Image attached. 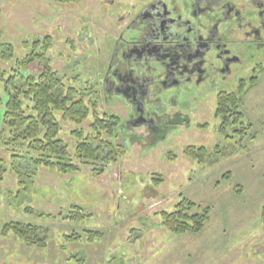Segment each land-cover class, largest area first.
<instances>
[{
    "label": "rangeland",
    "instance_id": "1",
    "mask_svg": "<svg viewBox=\"0 0 264 264\" xmlns=\"http://www.w3.org/2000/svg\"><path fill=\"white\" fill-rule=\"evenodd\" d=\"M137 2L0 0L3 54L7 44L12 47L11 55L0 59V68L5 77L13 69L37 76L43 68L39 59L26 66L18 61L34 41L41 44L48 37L50 47L43 55L64 83L76 89L92 87L98 93L93 95L96 113L123 119L124 105L109 103L100 83L119 33L118 19ZM36 51H42L41 46ZM245 84L240 110L252 128L243 138L232 129L227 130L230 140L218 131L217 95L212 93L191 105L190 128L180 127L165 140L145 145L117 131L115 141L126 151L105 164L99 175L92 169L102 162L81 164L80 171L65 174L42 167L19 183L11 169L12 151L0 150L6 167L0 183V228L14 221L49 231L44 247L0 233V264H264V61L248 69ZM238 91L235 84L229 92ZM5 102L0 81V125ZM90 121L88 117L82 123L84 132ZM74 127L64 121L60 132L70 152ZM252 133L255 137L250 138ZM189 145L205 147L208 160L198 163L184 155ZM183 198L198 206L194 211L210 208L200 232L177 234L162 225V212L174 211ZM76 212L84 216L66 218Z\"/></svg>",
    "mask_w": 264,
    "mask_h": 264
},
{
    "label": "flooded vegetation",
    "instance_id": "2",
    "mask_svg": "<svg viewBox=\"0 0 264 264\" xmlns=\"http://www.w3.org/2000/svg\"><path fill=\"white\" fill-rule=\"evenodd\" d=\"M118 20L100 84L129 141L188 130L191 105L264 61V0H138Z\"/></svg>",
    "mask_w": 264,
    "mask_h": 264
},
{
    "label": "trees",
    "instance_id": "3",
    "mask_svg": "<svg viewBox=\"0 0 264 264\" xmlns=\"http://www.w3.org/2000/svg\"><path fill=\"white\" fill-rule=\"evenodd\" d=\"M32 46V50L18 61V65L26 66L35 58L39 59L43 68L37 76H23L13 69V73L5 77V72L0 68V81L3 82L6 94L3 121L0 125V150L12 151L11 169L19 183H23V177H29L30 171L42 167L65 174L80 171L81 164L102 162L101 167L92 170L94 174L103 173L105 164L117 161L126 151L125 147L115 141L119 117L107 113L100 116L96 113L97 99L93 97L96 93L92 87L76 89L64 83L43 55L44 50L50 47L48 37L41 44L34 41ZM38 46H41L42 51H36ZM4 49L5 54L0 46V59L12 53L10 44ZM254 84L253 80L248 87L251 88ZM245 86L244 83L238 87V92H221L216 97L214 116L220 120L218 131L229 140L231 137L227 133L228 129L243 138L252 128L251 123L244 121L240 110L242 98L247 92ZM88 117H91V121L88 130L84 132L82 123ZM64 121L75 126L69 132L76 139L72 152L67 140L60 136ZM253 137L255 135L252 133L250 138ZM183 153L198 163H204L209 158L203 146L189 145ZM26 166L31 170L26 171ZM5 173V158L0 156V183ZM195 207H198L195 203L183 198L176 204L174 211L162 212V225L177 234L200 232L209 220L210 208L203 207L194 211ZM76 213L77 217L66 215V218L78 219L84 216ZM260 218L264 225V207L261 209ZM0 233L5 236L12 233L28 246L44 247L49 231L37 225L8 221L2 224Z\"/></svg>",
    "mask_w": 264,
    "mask_h": 264
}]
</instances>
